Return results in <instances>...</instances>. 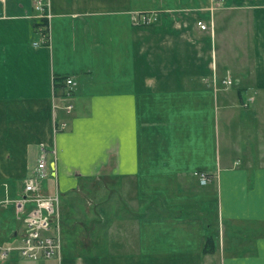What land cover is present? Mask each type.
I'll use <instances>...</instances> for the list:
<instances>
[{
	"label": "crops",
	"instance_id": "crops-1",
	"mask_svg": "<svg viewBox=\"0 0 264 264\" xmlns=\"http://www.w3.org/2000/svg\"><path fill=\"white\" fill-rule=\"evenodd\" d=\"M36 1L0 0V200L44 145L61 252L0 264H264V0H48L35 47ZM6 206L0 239L16 243L24 218Z\"/></svg>",
	"mask_w": 264,
	"mask_h": 264
},
{
	"label": "built area",
	"instance_id": "built-area-1",
	"mask_svg": "<svg viewBox=\"0 0 264 264\" xmlns=\"http://www.w3.org/2000/svg\"><path fill=\"white\" fill-rule=\"evenodd\" d=\"M216 5H220L224 0H213ZM35 10L43 22L39 26L41 35L40 42H34V46H39L42 42H50L49 20L51 17L48 0H37ZM157 12L136 14L134 20L137 25L147 26L158 21ZM197 25L202 30H207L208 26L202 21ZM225 87L232 84L231 79L222 80ZM77 82L73 76H67L61 81V97L64 100L62 109L70 113L73 110L72 99L76 90ZM66 127L64 121L55 124L53 131L63 130ZM55 154V150H53ZM47 151L43 145L40 146V152L33 176L25 179L23 191L18 199H10L7 196L0 200V207L13 204L18 216L24 218V231L20 240L15 244H3L0 242V257L6 258L11 254L17 253L20 257L37 260L39 258H55L60 256L61 237L60 221L58 214L59 197L57 194L44 196L39 192V182L46 179L49 175L47 169ZM193 176L199 184L207 185L212 176L202 171H194ZM7 192V189H5ZM27 205L31 207L27 209Z\"/></svg>",
	"mask_w": 264,
	"mask_h": 264
},
{
	"label": "rangeland",
	"instance_id": "rangeland-1",
	"mask_svg": "<svg viewBox=\"0 0 264 264\" xmlns=\"http://www.w3.org/2000/svg\"><path fill=\"white\" fill-rule=\"evenodd\" d=\"M209 28H210V27H209ZM35 47H38V46H35ZM231 85H232V84H231ZM224 88L227 89V88H229V87H224ZM55 99H56V98H55ZM72 104H73V99H72ZM59 105H60V104H56V103H54V104H53L54 109H58V108H59ZM62 105H63V103L61 104V107H62ZM73 109H74V104H73ZM62 111L64 112L65 110H62ZM72 111H73V110H72ZM72 111H71V112H72ZM71 112H70V113H71ZM58 123H59V122H58ZM32 171H33V169H32ZM32 176H33V175H32ZM29 177H31V176H28V178H29ZM24 181H25V180H24ZM43 181H45V180H43ZM43 181H40V184H41ZM2 187H3L4 190H5V189H7V190L9 189L8 184H2ZM22 188H23V186H22ZM5 193H6V191H5ZM7 193H8V192H7ZM27 206H28V205H27ZM6 207H7V206H6ZM6 207H3V208H6ZM3 208H2V209H3ZM26 208H27V207H26ZM219 225H220V224H218V226L216 227V229H220ZM220 230H221V229H220ZM0 238H1V237H0ZM0 241H1V239H0ZM2 243H3V242H2ZM3 244H7V243H3Z\"/></svg>",
	"mask_w": 264,
	"mask_h": 264
},
{
	"label": "bare ground",
	"instance_id": "bare-ground-1",
	"mask_svg": "<svg viewBox=\"0 0 264 264\" xmlns=\"http://www.w3.org/2000/svg\"><path fill=\"white\" fill-rule=\"evenodd\" d=\"M34 9H35V8H34ZM39 26H40V25H39ZM208 28H209V26H208ZM37 42H40V41H37ZM41 43H42V42H41ZM41 43H40V44H41ZM40 44H39V45H40ZM221 84H222V81H221ZM222 85H223V84H222ZM223 86H224V85H223ZM75 91H76V90H75ZM55 124H58V123H55ZM65 128H66V127H65ZM65 128H64V129H65ZM64 129H63V130H64ZM54 133H55V132H54ZM40 146H41V145H40ZM43 146H44V145H43ZM44 147H45V146H44ZM45 149H46V148H45ZM46 151H47V150H46ZM47 153H48V152H47ZM54 155H55V154H54ZM38 156H39V155H38ZM37 160H38V159H37ZM46 161H47V159H46ZM47 169H48V165H47ZM48 176H49V175H48ZM26 179H27V178H26ZM43 180H45V179H43ZM43 180H41V181H43ZM211 181H212V180H211ZM211 181H210V182H211ZM210 182H209V183H210ZM23 184H24V182H23ZM204 186H205V185H204ZM22 191H23V188H22ZM39 192H40V194L43 195V193H42V191H41V184H40V182H39ZM21 194H22V193H21ZM44 196H46V195H44ZM8 205H9V204H8ZM59 221H60V219H59ZM0 234H1V232H0ZM60 237H61V235H60ZM19 240H20V239H19ZM0 242H1V241H0ZM1 243H2V242H1ZM16 243H17V242H16ZM10 244H15V243H10ZM60 252H61V250H60ZM11 255H12V254H11ZM11 255H10V256H11ZM10 256H9V257H10ZM55 258H59V257H55ZM25 259H26V258H25ZM39 259H50V258H39ZM51 259H52V258H51ZM31 260H32V259H31ZM37 260H38V259H37Z\"/></svg>",
	"mask_w": 264,
	"mask_h": 264
},
{
	"label": "trees",
	"instance_id": "trees-1",
	"mask_svg": "<svg viewBox=\"0 0 264 264\" xmlns=\"http://www.w3.org/2000/svg\"><path fill=\"white\" fill-rule=\"evenodd\" d=\"M212 240H213V238L210 236L208 239H207V241H206V247H205V249H204V251L207 253V252H213L214 251V249H213V247H212Z\"/></svg>",
	"mask_w": 264,
	"mask_h": 264
}]
</instances>
